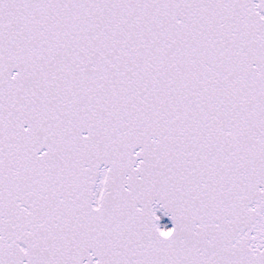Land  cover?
Here are the masks:
<instances>
[{"label":"snow or ice","instance_id":"snow-or-ice-1","mask_svg":"<svg viewBox=\"0 0 264 264\" xmlns=\"http://www.w3.org/2000/svg\"><path fill=\"white\" fill-rule=\"evenodd\" d=\"M0 264H264V0H0Z\"/></svg>","mask_w":264,"mask_h":264}]
</instances>
